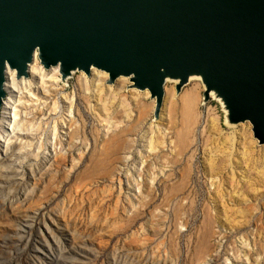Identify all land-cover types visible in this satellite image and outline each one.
I'll return each mask as SVG.
<instances>
[{
    "label": "rangeland",
    "instance_id": "rangeland-1",
    "mask_svg": "<svg viewBox=\"0 0 264 264\" xmlns=\"http://www.w3.org/2000/svg\"><path fill=\"white\" fill-rule=\"evenodd\" d=\"M9 69L0 264H264V144L192 77L159 117L130 77Z\"/></svg>",
    "mask_w": 264,
    "mask_h": 264
},
{
    "label": "water",
    "instance_id": "water-1",
    "mask_svg": "<svg viewBox=\"0 0 264 264\" xmlns=\"http://www.w3.org/2000/svg\"><path fill=\"white\" fill-rule=\"evenodd\" d=\"M96 67L110 83L132 76L159 117L167 78L200 75L231 122H251L264 144V0H0V109L8 69Z\"/></svg>",
    "mask_w": 264,
    "mask_h": 264
},
{
    "label": "bare ground",
    "instance_id": "bare-ground-1",
    "mask_svg": "<svg viewBox=\"0 0 264 264\" xmlns=\"http://www.w3.org/2000/svg\"><path fill=\"white\" fill-rule=\"evenodd\" d=\"M38 55V53H36L35 54V56H34V58H33V61L35 60V57ZM38 57H39V55H38ZM40 59V58H39ZM33 61H32V63H33ZM41 61V60H40ZM31 63V64H32ZM42 63V62H41ZM30 64V65H31ZM43 64V63H42ZM30 65H29V68H30ZM58 66V65H57ZM60 66V65H59ZM29 68H28V73H29ZM93 69H98V68H96V67H93V68H91V71L93 70ZM9 70V69H8ZM11 70H13V71H15L16 72V74H17V76H18V73H17V70L16 69H11ZM99 70H101V69H99ZM60 71H61V67H60ZM75 71H78V70H72V72L66 77V78H68V77H70L72 74H73V72H75ZM102 71H104V72H106L107 73V75H109V78H110V73L109 72H107V71H105V70H102ZM8 72V71H7ZM62 72V71H61ZM62 75H63V73H62ZM196 76H199V77H201L200 75H191L190 76V80H191V78L192 77H196ZM122 77H124V76H122ZM125 77H130V80L132 81V83H134V81H133V77L132 76H125ZM168 79H173V80H176L177 81V84L179 83V79L178 78H167V80ZM6 85V84H5ZM211 96H215V97H217V98H219L221 101H223L224 102V100H223V98L222 97H220L218 94H217V92L215 91V90H212L211 91ZM224 104H225V102H224ZM226 106V105H225ZM227 108V107H226ZM228 110V109H227ZM228 123L230 124V125H232V126H236L238 123H235V122H231L230 121V119H229V110H228Z\"/></svg>",
    "mask_w": 264,
    "mask_h": 264
}]
</instances>
